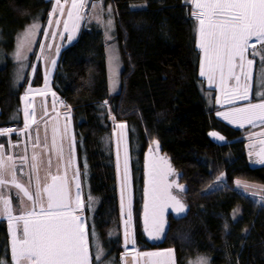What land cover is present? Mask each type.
I'll return each instance as SVG.
<instances>
[{
    "label": "trees",
    "instance_id": "obj_1",
    "mask_svg": "<svg viewBox=\"0 0 264 264\" xmlns=\"http://www.w3.org/2000/svg\"><path fill=\"white\" fill-rule=\"evenodd\" d=\"M93 1L111 8L116 41L124 58L123 89L110 94L105 23H98L96 18L88 20L78 38L60 52L51 87L73 111L80 169L83 175L87 167L90 195L99 199L94 225L110 254L118 256L122 251L121 238L108 239L111 227L120 218L116 163L110 141L112 113L113 120L127 122L130 130L133 127L141 133L143 147L149 148L152 140L157 141L187 186L188 215L171 216L170 228L159 244H152L145 237L141 196L137 193L135 238L140 246L172 247L178 264H185L187 258L197 254L209 256L211 264H264V204L233 186L236 178L242 177L264 184V165L254 163L264 148V140L248 145L242 131L225 125L216 116L200 77L197 23L191 17L189 3ZM51 9L50 0H0V28L7 54L13 51L16 34L35 14L43 15L44 25ZM97 17L100 20L101 15ZM105 17L103 13L102 19ZM6 58V66L0 68V125L4 127L14 115L13 119L21 116L25 89V84L16 92L11 88L12 62ZM34 58L35 53L28 58L29 63ZM33 80L32 85L42 86L44 72L38 68ZM213 131L226 139L224 145L212 139ZM105 136L109 138V150L105 149ZM220 174L225 175L227 187L208 191ZM178 221H183L186 231L182 238L175 230L171 238ZM0 264H13L8 224L2 219Z\"/></svg>",
    "mask_w": 264,
    "mask_h": 264
},
{
    "label": "rangeland",
    "instance_id": "obj_2",
    "mask_svg": "<svg viewBox=\"0 0 264 264\" xmlns=\"http://www.w3.org/2000/svg\"><path fill=\"white\" fill-rule=\"evenodd\" d=\"M50 1L52 3V9L48 14L49 16L47 17L45 24H42L43 15L40 13L35 14V17L25 26V28L16 34L15 46L13 51L9 54H7L4 49L5 38L3 37V32L0 28V68H4L6 66L5 58L8 57V59L12 62V74L10 77L11 88L14 92H16L22 84H25V89L22 87L24 89V98L21 110L24 112L27 107L28 112L30 114L34 112L36 116L35 123L32 119L26 118L24 114V119H22L21 125L18 123L20 120L19 116L13 119L15 115L12 119H10L11 122L8 124V127L0 125V132L8 129H15V131L8 132L7 135H0V145H3L5 155L12 156L16 161L18 175L20 172L21 158H26V164L23 167V175L19 177L21 181L25 182L32 176V169L30 165L32 163L31 157L34 153H42L45 161L51 157V173L61 175L64 181H66L67 197L70 206L75 209V214L81 217L89 233H91L92 230L95 231L96 237H98L100 246L103 249V255L100 260L97 261L93 259V264H160L162 259L166 262V264H172V261L168 257L161 258L142 255L144 253L167 252L169 249L174 250V262L175 264H178L174 248L165 247L163 249L154 247L153 249H149L138 244L137 239L135 238V218L138 216L134 215V202L139 194V196H141L142 207L140 213L142 216V226L144 227L145 237H147L152 244H159L164 240L167 230L170 228L169 218L171 216L184 218V216L188 215L190 205L188 203L187 196H185L187 186L185 183L183 184L181 182L179 172L173 167L172 162L169 161L167 155L162 152L160 144L157 141L153 143L152 140V144L149 148L148 146L143 147L141 133L133 127H131L130 130L127 122L124 123L113 120L112 113H110V117L112 120L111 123L113 133L110 141L112 142L111 147L114 154V161L116 163L120 218L119 223H115L114 226L111 227L108 233V239L118 240L121 238V244H119V247L122 251L118 256L115 253L110 254L111 250L107 249L108 246L106 245V242L101 238V234L98 233L95 228V213L99 199L90 195L91 186L89 184V180L87 179V167L85 168L86 170L85 174H83L84 176L82 175V171L80 169L76 143L77 132L75 131L73 112L71 113L72 110L67 103L62 101L61 98L56 95L54 90H52L51 79L56 71L55 68L59 61L60 52L64 47L78 38L81 28L86 22H88V20L93 21L95 18L97 20V16L99 15H101V18L98 23H105V34L108 45L107 66L110 77L109 88L111 95L118 94L123 89L122 74L125 69L124 58L121 55L119 44H117L116 41L115 23L110 7L105 8L101 2L96 3L93 0H86L85 7H78L74 9L72 8V0H61L60 5L56 4V0ZM188 3L191 7L190 9L192 10L191 17L195 19L198 27V21L193 15V13L197 11L195 7V0H189ZM101 9H103V11H101ZM69 12L72 13L71 17L68 15ZM103 13L106 16L104 20L102 19ZM108 21H111L110 25L108 24ZM33 24H38L39 27L34 31V34L30 36L29 40L24 42L22 56L21 58H17L16 54L18 43L23 38V34ZM65 25H67V30L65 29ZM70 36L72 37L71 40L69 39ZM196 36L198 45V32H196ZM250 43L256 45L254 49L249 48L246 53L248 58H254L257 61V66L252 72L254 82H256L254 88L258 91V93L264 92V87H261V82L258 79L259 69L262 64H264V60H262L264 52H261L260 55L252 56L251 53L259 51L262 46L255 40V38H253ZM36 44L38 46H36ZM198 50L201 52L200 62H202L203 52L200 48H198ZM34 53L35 63H29L28 58ZM33 66H37V68L35 67L34 69ZM38 68L43 72L45 70L44 83L42 86L36 87L35 85H32V81ZM236 74H240L238 68L236 69ZM200 77L205 85L206 97L210 101V105H213L216 116L219 115L221 120L223 117L221 115V113H223L222 103H229L232 110L238 109L239 107H237V104L240 102L241 105L247 103L246 99H235L233 97L232 93L233 90L237 88V83L233 82L235 79L228 77L226 69L224 83L221 82V76L218 71L215 73V76L211 81H209L207 76L200 75ZM229 81L232 83L231 87H229ZM252 88L251 84L249 89ZM240 92H242V90H240ZM236 95H239V93H236ZM25 96H27V100H25ZM26 122L29 125L27 129H25ZM121 124L124 125L123 128L119 127ZM231 128L242 131L243 136H245L244 139L248 145L250 143H255L257 140L264 139V137L261 138L264 136L262 133L264 130L262 128L254 129L248 127L244 130L238 129L239 127L236 128V126ZM129 130L133 133L132 136H130ZM212 133H216L220 136L216 131H213ZM37 134H39L41 141L44 140L45 135L47 136V148L44 147L43 143H41L39 148L34 147ZM54 135L56 139V148L52 146V139ZM210 136L220 145H224L226 143L225 138L223 140H218L213 135L210 134ZM107 138L108 137L105 136L103 139L105 142V149L109 150L110 144ZM61 144L63 145V159L60 161L59 173H57V149ZM39 175L43 178L45 175L44 171L41 170ZM220 175H216V177ZM141 179L142 182H140ZM237 180L257 185L259 187H264V184L253 182L245 177L236 178V181ZM32 182L34 185V178ZM225 182L226 180L224 183ZM77 185H79V187H77ZM179 186H183L184 191H180ZM233 186L236 188L235 182ZM208 191L213 192L210 188ZM77 194L80 196V205L75 203ZM159 194H163L165 202L172 206L164 209V231L161 233L160 239L154 240L148 235V232L152 230L151 204L153 196ZM22 195V193L18 195L17 189L11 186L5 190V196L9 199L13 206L14 216L22 214V210L28 203H30L27 202L25 198V203L21 204L20 199ZM170 196H176L177 199H180L185 205V211L183 213L178 214L174 211V202L170 199ZM258 199L259 196H257L256 200ZM260 204L263 205L264 203ZM145 205H148L147 222ZM2 206V203H0V207ZM237 212L239 213V210ZM129 215L131 217L130 219ZM1 219L5 220L8 224L11 254L13 264H15L12 253L13 231L22 228L23 222H9L6 217H0V220ZM183 221H178L179 223L176 224L177 226L173 227L172 233L169 235L171 238L174 237L173 234L175 230L176 232L179 230L183 238V234L186 231V226H183L182 223ZM17 235H19L18 231ZM92 242L93 237L90 234V255L94 258L96 250ZM201 260H206L207 264H211V258L209 256L199 254L190 256L184 263L199 264Z\"/></svg>",
    "mask_w": 264,
    "mask_h": 264
},
{
    "label": "snow or ice",
    "instance_id": "obj_3",
    "mask_svg": "<svg viewBox=\"0 0 264 264\" xmlns=\"http://www.w3.org/2000/svg\"><path fill=\"white\" fill-rule=\"evenodd\" d=\"M60 3L61 0H56L57 5ZM85 5L86 0H72L74 9L85 7ZM195 7L197 11L193 15L198 21L197 32L199 35L197 46L203 52L200 75L207 76L211 81L218 71L221 82L224 83L226 69L228 77L237 82V88L232 93L233 97L249 99V81L253 80L254 60L248 59L246 53L249 48L256 47L255 44L250 43L253 38L262 47L251 55L256 56L264 52V0H195ZM68 15L71 17L72 13L69 12ZM97 20L100 22L99 17ZM108 24L110 25L111 21H108ZM38 27V24H33L23 34V38L17 46V58H21L24 42L29 40ZM65 29L67 30V25H65ZM69 39L71 40L72 37L70 36ZM237 68L240 75L236 74ZM241 75L245 81L242 92H240ZM258 79L261 82V87H264V64L259 69ZM258 94L264 96V92ZM25 100H27V96H25ZM24 114L26 118L36 122L35 113L30 114L27 107ZM221 115L226 119L232 116L239 122L240 127H243L245 122L253 123L255 119L264 121V101L249 103L245 108L233 109L230 114L221 113ZM28 127L26 122L25 129ZM119 127L123 128L124 125L121 124ZM11 131H15V129L0 132V135H7ZM211 135L218 140L224 139L216 133H211ZM41 143L45 148L48 147L47 136L45 135L44 140L41 141L37 134L34 147L39 148ZM52 146L56 148L55 135L52 139ZM62 153L63 145L61 144L57 149V173H59L60 161L63 159ZM257 155L258 159L254 163L264 165V152ZM31 161L32 176L26 182L21 181L19 177L23 175L26 158H21L18 175L16 161L12 156L5 155L3 145H0V203L3 205L0 207V217H6L9 222H23L22 228L13 231L12 253L15 264H93V259L100 260L103 249L99 239L94 230L89 233L81 217L75 214V209L70 206L66 181L61 175L51 173V157L45 161L42 153H34ZM41 170L45 173L43 178L39 175ZM224 181L223 174L216 177L215 183L209 185L210 190L226 188L227 184ZM235 184L240 193L250 195L254 200L259 196L256 202L264 203V187L248 184L241 180H237ZM10 186L17 189L18 195L23 194L20 199L21 204L25 203V198L27 202H30L20 215H13V206L5 196V190ZM179 189L184 191L183 186H179ZM170 199L174 202V211L178 214L185 211V205L180 199H177L176 196H170ZM75 203L80 205L79 194L76 196ZM170 206L172 205L165 202L163 194L153 196L151 204L152 230L148 232L151 239L161 238V233L164 231V209ZM145 208L147 222L148 205H145ZM17 231L19 235H17ZM90 234L93 237L92 243L96 250L94 258L90 255ZM142 255L168 257L172 264H175L174 250L172 249L167 252L144 253ZM160 264H166V262L162 259ZM199 264H207V262L201 260Z\"/></svg>",
    "mask_w": 264,
    "mask_h": 264
},
{
    "label": "crops",
    "instance_id": "obj_4",
    "mask_svg": "<svg viewBox=\"0 0 264 264\" xmlns=\"http://www.w3.org/2000/svg\"><path fill=\"white\" fill-rule=\"evenodd\" d=\"M38 44V43H37ZM37 44H36V46H37ZM248 58V57H247ZM248 59H250V58H248ZM253 60H254V64H253V66H252V72H253V70L256 68V66H257V61L253 58ZM34 67V69H35V67L37 68V66H33ZM32 68V67H31ZM37 70V69H36ZM44 72H45V70H44ZM240 75V74H239ZM34 78V77H33ZM232 79V78H231ZM230 79V80H231ZM34 82V80L32 81V83ZM233 82H236L235 80L233 81ZM244 78H243V76L241 75V80H240V85H241V87H240V90H242L243 91V84H244ZM228 83H230V85H229V87H231V85H232V83H231V81H229ZM237 83V82H236ZM255 83L256 82H254V78H253V80H251V81H249V85H251L252 84V89H249V99H246V104H243V105H241L240 103L239 104H237L238 106L237 107H239V108H245V107H247V105L249 104V103H260V102H262V101H264V96H261V95H259L258 94V91L257 90H255V88H254V85H255ZM27 87H28V85H27ZM52 88V87H51ZM53 90V89H52ZM23 95L21 96V102L23 101ZM209 101V100H208ZM23 103V102H22ZM209 103H210V101H209ZM223 104V113L224 114H230L232 111V107H231V105L229 104V103H222ZM72 110V109H71ZM73 111H71V113H72ZM21 116H20V119H21V121L20 122H22V119H24V112L21 110V114H20ZM218 116V119L220 120V121H222V123L224 122V124H226V125H228V126H231V127H235L236 126V128L237 127H239L238 129H245V128H254V129H256V128H262L263 130H264V121H260V120H258V119H255L254 120V122L253 123H251V124H249V123H247V122H245L244 123V125H243V127H240L239 126V122L238 121H236L235 119H233L232 118V116H229V118L228 119H226V118H224V116L222 117V120H221V118H219V115H217ZM15 118H17V117H15ZM230 120H232V122H230ZM23 125V124H22ZM263 133V135H264V131L262 132ZM264 136H262L261 138H263ZM264 140V139H263Z\"/></svg>",
    "mask_w": 264,
    "mask_h": 264
},
{
    "label": "water",
    "instance_id": "obj_5",
    "mask_svg": "<svg viewBox=\"0 0 264 264\" xmlns=\"http://www.w3.org/2000/svg\"><path fill=\"white\" fill-rule=\"evenodd\" d=\"M262 145H264V141L262 142ZM261 152H264V148L260 151V153H261Z\"/></svg>",
    "mask_w": 264,
    "mask_h": 264
}]
</instances>
